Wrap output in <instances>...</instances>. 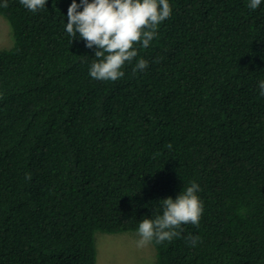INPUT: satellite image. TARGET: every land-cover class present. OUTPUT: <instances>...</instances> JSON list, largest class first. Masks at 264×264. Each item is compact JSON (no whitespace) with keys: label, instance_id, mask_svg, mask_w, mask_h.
<instances>
[{"label":"trees","instance_id":"trees-1","mask_svg":"<svg viewBox=\"0 0 264 264\" xmlns=\"http://www.w3.org/2000/svg\"><path fill=\"white\" fill-rule=\"evenodd\" d=\"M72 3L0 6V264H96L98 231L138 232L193 181L200 222L155 264H264V0H169L116 81L90 76Z\"/></svg>","mask_w":264,"mask_h":264},{"label":"clouds","instance_id":"clouds-1","mask_svg":"<svg viewBox=\"0 0 264 264\" xmlns=\"http://www.w3.org/2000/svg\"><path fill=\"white\" fill-rule=\"evenodd\" d=\"M21 4L32 12L46 6L47 0H20ZM261 0H249L248 7L257 9ZM7 7V0L0 5ZM83 7L82 11H78ZM172 14L169 0H75L68 9L66 31L73 37L79 33L86 41V47L96 46L95 60L90 68V76L97 80L116 81L125 75L122 70L126 62L131 63L138 55L136 45L147 48L157 35L161 22ZM148 61L141 58L134 71H143ZM260 94L264 96V81L259 84ZM171 147V145H169ZM198 183L183 190L176 198L162 200V213H153L152 218H144L139 223L137 235L138 247L155 241L160 244L172 241L181 234V225H198L203 213V204L197 195ZM195 244V237H189Z\"/></svg>","mask_w":264,"mask_h":264},{"label":"rangeland","instance_id":"rangeland-1","mask_svg":"<svg viewBox=\"0 0 264 264\" xmlns=\"http://www.w3.org/2000/svg\"><path fill=\"white\" fill-rule=\"evenodd\" d=\"M15 44V36L10 21L0 14V50L10 49ZM140 237L135 231L96 233V264H155L156 247L153 243L138 247Z\"/></svg>","mask_w":264,"mask_h":264}]
</instances>
